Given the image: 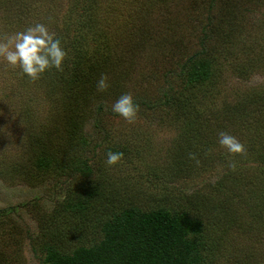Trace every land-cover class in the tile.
I'll list each match as a JSON object with an SVG mask.
<instances>
[{
  "label": "rangeland",
  "instance_id": "1",
  "mask_svg": "<svg viewBox=\"0 0 264 264\" xmlns=\"http://www.w3.org/2000/svg\"><path fill=\"white\" fill-rule=\"evenodd\" d=\"M95 1L91 5L95 29H87L81 19L85 0H0V35L43 24L60 39L67 53L62 67L69 69L62 73L51 68L33 82L0 59V264L42 263L39 245L48 222L68 217L71 212H66L79 208L85 193L128 194L148 210L166 198L173 214L184 209L187 194L198 193L212 203L224 201L222 188L215 190L212 185L227 172L238 174L240 160L248 156H232L221 149L219 132L235 136L245 152L264 144L258 138L264 126V113L259 110L264 108V0ZM87 51L94 53V62L109 55V68L98 75V80L107 75L109 87L99 92L94 82L87 102L73 109L63 90L73 65L80 66V80L87 77ZM200 51L206 53L204 94L199 88L182 89L198 60L188 67L184 61L199 58ZM188 92L194 96L192 107L209 124L204 130L206 149L200 146L199 164L194 160L187 177L172 180L168 166L175 155L180 157L181 117L174 112L175 103H163V96L186 98ZM127 93L139 106L133 123L111 110ZM227 106L243 111L237 114L234 108L227 113ZM72 110L74 128L67 120ZM233 121L241 128L236 129ZM74 140L78 145L71 148L68 144ZM110 151L123 153L114 166L106 162ZM48 156L54 161L41 176L35 162ZM68 159L85 161L92 175L83 179L68 173L64 169ZM247 162L241 177L256 183L258 171L253 170L254 162ZM233 163L234 168L229 166ZM234 184L230 199L238 198L240 204H230V213L245 222L250 219L246 206L253 201L255 187L237 183V177ZM216 234L220 243L215 257L210 256L213 264H264V231L241 233L232 227ZM212 238L218 239L213 234Z\"/></svg>",
  "mask_w": 264,
  "mask_h": 264
},
{
  "label": "trees",
  "instance_id": "2",
  "mask_svg": "<svg viewBox=\"0 0 264 264\" xmlns=\"http://www.w3.org/2000/svg\"><path fill=\"white\" fill-rule=\"evenodd\" d=\"M74 2L75 5L78 4L76 1ZM85 2L86 5L82 9V24L85 23L87 29H95L96 13H93L91 5H94L96 1L85 0ZM106 44L108 43L106 42ZM86 53L90 54V63L86 68L89 71L87 77L80 80L77 76L80 66L79 64L73 65L71 80L67 78V86L63 90L68 95L71 102L69 105L73 106V109L76 105H84L87 102L85 97L89 96L90 90L95 87L98 75L104 73V68H109V55L99 59L101 62H94V53L90 51ZM80 54L82 55V53ZM200 54L201 56L197 59L194 56L195 59L189 57L184 61V67H188L192 61L198 60L197 64L193 65L194 70L188 72L190 79L186 80L182 89L190 91L189 88H195L196 91V88H199L204 94L207 93L208 85L206 82L207 69L202 60L206 53L200 51ZM209 55L212 54L209 53ZM47 71H52V69ZM47 71L44 72L45 76ZM60 71L67 73L66 71L69 69L64 66ZM61 72H59V80ZM185 96L186 98L183 96L174 97L170 94L163 96L165 99L163 103H167V105L175 103L174 112L181 117L179 121L182 131L181 146H179L180 157L175 155L172 163L168 166L172 180L187 177L194 170L195 163L193 159L189 158V154H195L198 160L200 146L204 145L206 149V131L204 130L209 125L206 123L207 118L201 116L199 111L192 107L193 94L188 92ZM234 108L237 114L243 111L239 107L227 106L226 112L232 113L231 109ZM259 110L264 113V108ZM74 116L72 110L71 117L67 118L71 124L70 128H74ZM224 123H230V121ZM233 123L236 129L241 128L242 124H236L235 121ZM263 127L258 138L264 140ZM68 145L71 148L77 147L78 141L74 140ZM245 153L248 158L240 160V165L237 167L238 174L233 171L227 172L212 185L215 190L222 188L224 201L218 200L212 203L210 199L204 200L203 196L198 193L187 194L183 197L184 209H177L178 214L177 212L172 213L174 207L166 206L170 203L166 198L158 199V202L153 203L157 205L156 208L148 210L146 205L135 203V200L128 194L113 196L110 192L107 195L102 191H95L88 195L85 193L84 200L81 198V203L78 204L80 207L68 210L66 213L71 212L68 217L63 215L65 220L56 217L55 220L48 222L47 230L42 234L45 239L39 245L43 254L40 264H213L214 259L210 256L212 254L215 257L216 246L220 243L217 232H229L232 227H237L241 233L255 230L264 231V144L255 145ZM41 160L39 163L35 162V166L38 171L42 170L41 176H44L46 172L44 167L53 163L54 157L48 156ZM248 160L254 162L253 170L258 171L259 181L256 183L251 182L253 179L251 177L249 180L241 177V171L247 167ZM66 163L67 168L64 167V169H67L68 173L76 174L83 179L92 175V170L85 161L78 163L75 159H68ZM42 164L46 165L42 166ZM58 167L62 168L59 165ZM236 177L237 183L247 182L255 187V191L253 190L251 194L253 201L247 202L248 207L246 206L250 219L245 218V222L230 213V204H240L238 198L231 200L230 196L232 195L229 194L235 187ZM93 201L98 204H93ZM254 217L259 218L261 223L254 224L251 219ZM203 218L204 222L201 221ZM64 221H68V223L62 229L61 224ZM212 234L218 238H216L217 241H214ZM65 242L67 247L66 244L62 246ZM32 252L40 261L35 248L32 249Z\"/></svg>",
  "mask_w": 264,
  "mask_h": 264
},
{
  "label": "clouds",
  "instance_id": "3",
  "mask_svg": "<svg viewBox=\"0 0 264 264\" xmlns=\"http://www.w3.org/2000/svg\"><path fill=\"white\" fill-rule=\"evenodd\" d=\"M67 53L61 47V41L50 33L48 28L40 23L30 26L24 31L14 34L0 35V59L13 69L19 68L23 74L33 82L47 70L62 69V63ZM109 87L108 77L102 74L97 82V91H106ZM139 106L134 103L130 93L123 94L112 105V112L118 114L128 123L136 119ZM218 144L232 156L243 155L245 146L235 136L227 132H219ZM123 158L122 152H108L107 164L114 166ZM189 158L196 160L195 154H189ZM234 168L235 165L230 164Z\"/></svg>",
  "mask_w": 264,
  "mask_h": 264
}]
</instances>
